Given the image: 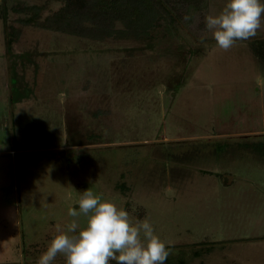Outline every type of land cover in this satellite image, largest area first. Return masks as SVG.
<instances>
[{
  "label": "rangeland",
  "instance_id": "rangeland-1",
  "mask_svg": "<svg viewBox=\"0 0 264 264\" xmlns=\"http://www.w3.org/2000/svg\"><path fill=\"white\" fill-rule=\"evenodd\" d=\"M171 1L97 36L50 23L67 0H0V264H37L87 188L165 264H264V24L224 51L205 17L225 0Z\"/></svg>",
  "mask_w": 264,
  "mask_h": 264
},
{
  "label": "clouds",
  "instance_id": "clouds-1",
  "mask_svg": "<svg viewBox=\"0 0 264 264\" xmlns=\"http://www.w3.org/2000/svg\"><path fill=\"white\" fill-rule=\"evenodd\" d=\"M262 24L264 0H225L205 17V28L224 51L256 37ZM77 203L78 210H68L73 219L56 226L37 264H54L58 256L64 264H165L169 247L148 220L133 222L128 211L90 188Z\"/></svg>",
  "mask_w": 264,
  "mask_h": 264
},
{
  "label": "trees",
  "instance_id": "trees-1",
  "mask_svg": "<svg viewBox=\"0 0 264 264\" xmlns=\"http://www.w3.org/2000/svg\"><path fill=\"white\" fill-rule=\"evenodd\" d=\"M184 7L192 10L195 0H182ZM171 0H67L66 4L54 16L49 17L59 30L78 31L86 29L89 22V33L97 36L116 32L113 28L115 20L120 19L128 28H138L142 32L154 23V17L172 19ZM191 8V9H190ZM187 12V11H186ZM191 14V12H187ZM193 13V12H192ZM141 29V30H139ZM10 42L8 41L7 48ZM264 54V51L261 52ZM75 143V142H74ZM76 144V143H75Z\"/></svg>",
  "mask_w": 264,
  "mask_h": 264
},
{
  "label": "crops",
  "instance_id": "crops-1",
  "mask_svg": "<svg viewBox=\"0 0 264 264\" xmlns=\"http://www.w3.org/2000/svg\"><path fill=\"white\" fill-rule=\"evenodd\" d=\"M257 51H258V49H257ZM262 51H264V50H261V52H262ZM259 52H260V51H259ZM261 52H260V53H261ZM261 54H262V53H261Z\"/></svg>",
  "mask_w": 264,
  "mask_h": 264
}]
</instances>
